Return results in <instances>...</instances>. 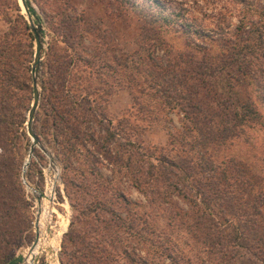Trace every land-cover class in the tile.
Listing matches in <instances>:
<instances>
[{
	"label": "trees",
	"instance_id": "16d2710c",
	"mask_svg": "<svg viewBox=\"0 0 264 264\" xmlns=\"http://www.w3.org/2000/svg\"><path fill=\"white\" fill-rule=\"evenodd\" d=\"M122 2L142 19L136 39L138 49L119 53L112 61L93 51L81 55L86 29L80 27L75 38L81 44L77 45L79 53L72 66L82 64L77 66L81 71L106 67L116 87L128 90L133 107L156 120L176 112L181 115V130L178 135L170 134L166 146L144 148L123 131L121 120L114 127L108 109L101 103L102 96L87 84L73 87L77 80L82 83V75L50 66L46 79L49 87L43 85L50 112L44 138L62 163L64 189L76 212L62 240L66 259L63 264H122V258L128 264H264V193L253 191V178L239 159L226 156L217 161L215 152L223 151L227 141L238 137L245 127L261 123L260 109L252 101H235L233 109H229L232 102L226 104L229 100L220 95L226 94L225 87L220 85L217 95H212L199 82L198 76L203 78L201 81L209 76L211 65L169 50L162 27L174 23L177 13L159 10L154 0L149 5ZM26 4L40 20L28 0ZM11 5L20 10L16 0H11ZM4 17L8 23L13 19L8 12ZM15 18L29 29L20 13ZM56 24L69 44L67 38L72 36L73 25L78 29L76 22L65 13ZM181 25L188 36L192 34L188 24ZM13 35H0V264L18 262L15 252L30 239L32 231L30 202L24 194L13 146L32 99L33 51L29 43V51L20 52ZM28 35L32 39L30 32ZM197 35L200 38L206 34ZM242 47L248 49L243 54L254 51L251 43ZM158 50L163 52L161 56ZM75 90L84 95L79 98V93L77 98ZM204 103L210 108L206 115L202 112ZM202 118L209 122L206 136ZM97 120L103 127L99 141L91 131V124ZM211 133L212 141H208ZM177 138L181 141H173ZM108 145L120 154L110 161L116 166L113 178L101 185L110 187V196L102 198V189L95 187L89 177L107 179L98 169L95 151ZM122 154L126 156L120 159ZM117 173L130 179L145 197V204L128 199L118 183L110 186ZM86 196L92 199L86 201ZM179 198L186 206L177 201ZM113 204L125 212L114 209ZM142 208L147 209L141 214ZM122 233H134L145 245L144 255L135 257L133 247L117 249L123 241ZM180 233L186 237L183 242Z\"/></svg>",
	"mask_w": 264,
	"mask_h": 264
},
{
	"label": "rangeland",
	"instance_id": "374dc122",
	"mask_svg": "<svg viewBox=\"0 0 264 264\" xmlns=\"http://www.w3.org/2000/svg\"><path fill=\"white\" fill-rule=\"evenodd\" d=\"M16 1L19 5V11H16L11 5V0H0V35L7 32L13 33V38L18 40L16 44H18L20 52L29 51V43H32L33 54L30 63L32 67L35 50L34 36L21 6V1ZM28 1L34 8L36 15L40 17L39 21L43 25L44 52L39 72L40 101L33 123L35 132L39 133V145L34 148L25 172V178L27 183L36 190L35 193L41 194L42 198L38 200L33 193V189H29L22 181L25 197L30 202L29 214L32 219V231L30 239H27L17 248L14 257L18 259L16 264H27L25 259L36 236L35 221L37 217L39 221V217L42 216L43 230H40L42 232L38 236L39 246L32 257V263L63 264L66 259L62 254V240L64 234L69 230L70 222L76 212L73 211L70 199L64 189L62 163L55 156L51 143L47 138H44L48 132L47 119L50 112L46 104V91L43 85L49 87L46 79L50 72V66H61L76 76L82 75V83L77 80L73 87H78V85L82 87L87 84L92 91L102 96L101 103L108 109L114 127H118L117 123L121 120L123 131L128 137L132 138V141L143 145L144 148L157 149L160 146L168 145L170 134L177 133L178 135L179 130H181V115L176 112L169 113L156 120L150 117L147 112L140 111L136 106H132V99L128 90L116 87L115 79L112 73L106 70V67H99L98 69L93 67L92 70L88 68V71H81L77 66L82 67V64H76V67L72 66L79 53L77 45L78 43L81 44L75 38L76 31L80 27L87 30L83 32L84 37L82 38L85 54L81 51V55L93 51L97 56L106 55L111 60L119 53L134 52L138 49L136 39L141 31L142 19L130 6H124L125 3L122 4L123 0ZM129 1L134 5H138V3H142V5L150 4V0ZM154 1L159 4L157 5L159 10L178 14V18L174 23L162 27V37L169 50L173 53H185L195 62L211 65L209 76H205L203 81H201L203 78L198 76L203 87L208 88L212 95H217L216 89L220 85L223 88L225 87L226 94H220V89L218 92L222 97L229 100L226 104L232 102L229 109H233L235 101H252L260 109L262 113L261 123L245 127L238 137H232L227 141L224 146L225 149H222L223 151L215 152L217 161L226 156H234L239 159L253 178V191L264 193V0ZM6 12L13 17L10 23L4 17ZM17 13H20L27 21L28 30L21 20L15 18ZM65 13L67 16L72 17L78 27L77 29L73 25V31L70 32L72 36L67 38L69 44L64 42V38L60 35L59 24H56L61 15ZM181 23L189 25L191 35L188 36L187 32H184ZM29 32L33 36L32 39L29 38ZM196 33L206 34L207 36L204 35V37L198 38ZM247 43L254 45V51L243 54L244 51H248L246 47H242ZM68 45L72 48L70 49ZM157 53L161 56L163 52L158 50ZM233 53H236V55H233ZM72 59L73 61H71ZM218 69L219 72H217ZM96 71H98V74ZM75 93L77 98L79 93V98L84 95V92L79 90H75ZM93 97L96 96L93 95ZM218 98L220 99L219 96ZM198 100L202 101L201 98H198ZM205 103L202 105L204 107L203 115H206V111L210 110ZM27 113L28 111L26 112V118ZM201 121L206 136V132L209 131V122L205 118H202ZM100 125L101 123L98 120L91 124V131L98 141L103 134L101 130L103 127ZM21 131L23 132L21 133ZM213 133L207 137L208 141H212ZM173 141L181 140L177 138ZM201 141H203L202 137ZM31 143V137L27 133L25 122L18 132L13 146V152L19 159L21 167V179L22 167L26 157H28ZM113 148V146L108 145L100 151H95L99 159L98 169L102 176L107 179L89 177V181L95 183V187L102 189V198L110 196V187H102L101 185L106 184L108 179L113 178L112 169H116V166H112L110 161L114 158L118 159V154H120L114 151ZM91 149L94 150V148ZM84 156L82 154L81 157ZM122 156L125 157L126 155L122 154L120 159H122ZM117 183L128 199L145 204V197L132 186L130 179L125 174H115L110 186L116 187ZM94 186L92 185V187ZM85 199L89 201L92 197L86 196ZM177 201L186 206L180 198ZM112 207L120 212H125L122 207L116 204H113ZM145 209L147 208H142L140 213L142 214ZM46 214L49 216L48 219ZM139 231H141V228ZM140 235H143V233ZM122 238L123 241L121 245L117 244V249L133 247L137 255L135 257L144 255L145 245L136 238L134 233L131 235H123L122 233ZM179 238L183 242L186 237L180 233ZM120 262L128 264L125 258H122Z\"/></svg>",
	"mask_w": 264,
	"mask_h": 264
},
{
	"label": "water",
	"instance_id": "95a60500",
	"mask_svg": "<svg viewBox=\"0 0 264 264\" xmlns=\"http://www.w3.org/2000/svg\"><path fill=\"white\" fill-rule=\"evenodd\" d=\"M20 1H21V6L24 9V13L26 15L27 21L29 23L30 29L33 33L34 42H35L33 63H32V67H31L33 96H32L31 106L28 110L27 119H26V129H27L28 135L31 137L32 143H31L30 149H29L28 161H26V162L24 161V164L22 167V180L27 186L28 183H27L26 178H25V172H26L27 166L30 162V159L33 155L35 146L39 145V137L34 130L33 123H34V118H35L36 111L38 108V104L40 101L39 72H40V66H41V58H42V55L44 52V33H43L42 23L30 13L29 8L26 4V0H20ZM30 187L33 189V193L36 195V198L38 200H41V198H42L41 194H39V193L37 194V192L35 193L36 190L32 186H30ZM36 221H37V218H36ZM36 221H35V223H36ZM38 236L39 235L36 231L35 240L32 243L31 247H33L34 244L37 243Z\"/></svg>",
	"mask_w": 264,
	"mask_h": 264
},
{
	"label": "bare ground",
	"instance_id": "6f19581e",
	"mask_svg": "<svg viewBox=\"0 0 264 264\" xmlns=\"http://www.w3.org/2000/svg\"><path fill=\"white\" fill-rule=\"evenodd\" d=\"M26 161H28V157H26L25 162ZM27 187L32 190V188L30 187L29 184L27 185ZM46 217H47V219L49 218L48 214H46ZM43 225H44V222H43L42 216L39 217V221H38V217H37V221L35 223V229H37L36 231L38 234H40L42 232V231L40 232V230L42 229ZM38 246H39V241L37 243H35L33 247L30 248V250L27 254V258H26L27 263L32 264V257L36 253V249L38 248Z\"/></svg>",
	"mask_w": 264,
	"mask_h": 264
},
{
	"label": "built area",
	"instance_id": "2783aa9c",
	"mask_svg": "<svg viewBox=\"0 0 264 264\" xmlns=\"http://www.w3.org/2000/svg\"><path fill=\"white\" fill-rule=\"evenodd\" d=\"M38 235H39V234H38ZM38 241H39V239H38ZM38 241H37V242H38ZM30 248H31V247H30ZM29 250H30V249H29ZM28 252H29V251H28ZM25 262H26V259H25ZM26 263H27V262H26ZM27 264H29V263H27ZM32 264H33V263H32Z\"/></svg>",
	"mask_w": 264,
	"mask_h": 264
}]
</instances>
